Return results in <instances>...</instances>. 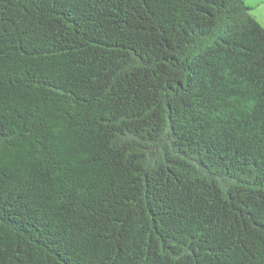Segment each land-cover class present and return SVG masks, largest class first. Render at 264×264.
<instances>
[{
	"label": "trees",
	"instance_id": "1",
	"mask_svg": "<svg viewBox=\"0 0 264 264\" xmlns=\"http://www.w3.org/2000/svg\"><path fill=\"white\" fill-rule=\"evenodd\" d=\"M0 264H264L245 0H0Z\"/></svg>",
	"mask_w": 264,
	"mask_h": 264
},
{
	"label": "rangeland",
	"instance_id": "2",
	"mask_svg": "<svg viewBox=\"0 0 264 264\" xmlns=\"http://www.w3.org/2000/svg\"><path fill=\"white\" fill-rule=\"evenodd\" d=\"M247 5H252V14L257 18L259 23L264 27V0H245Z\"/></svg>",
	"mask_w": 264,
	"mask_h": 264
},
{
	"label": "crops",
	"instance_id": "3",
	"mask_svg": "<svg viewBox=\"0 0 264 264\" xmlns=\"http://www.w3.org/2000/svg\"><path fill=\"white\" fill-rule=\"evenodd\" d=\"M248 6H249L251 9H252V8H255V6L253 7L252 5H248Z\"/></svg>",
	"mask_w": 264,
	"mask_h": 264
}]
</instances>
